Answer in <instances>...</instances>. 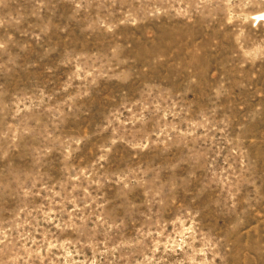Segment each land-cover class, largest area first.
<instances>
[{"label":"rangeland","instance_id":"rangeland-1","mask_svg":"<svg viewBox=\"0 0 264 264\" xmlns=\"http://www.w3.org/2000/svg\"><path fill=\"white\" fill-rule=\"evenodd\" d=\"M0 264H264V0H0Z\"/></svg>","mask_w":264,"mask_h":264}]
</instances>
